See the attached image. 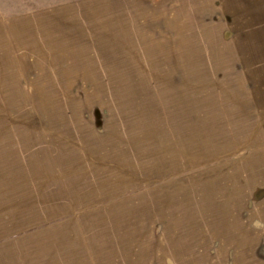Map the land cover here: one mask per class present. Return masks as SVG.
<instances>
[{"label": "rangeland", "instance_id": "obj_1", "mask_svg": "<svg viewBox=\"0 0 264 264\" xmlns=\"http://www.w3.org/2000/svg\"><path fill=\"white\" fill-rule=\"evenodd\" d=\"M0 264H264V0H0Z\"/></svg>", "mask_w": 264, "mask_h": 264}]
</instances>
